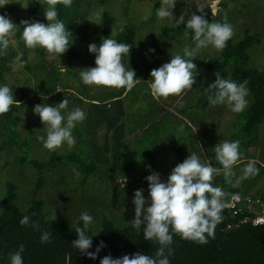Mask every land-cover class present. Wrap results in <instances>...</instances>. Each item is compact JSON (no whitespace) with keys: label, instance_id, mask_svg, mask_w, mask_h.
Listing matches in <instances>:
<instances>
[{"label":"trees","instance_id":"trees-1","mask_svg":"<svg viewBox=\"0 0 264 264\" xmlns=\"http://www.w3.org/2000/svg\"><path fill=\"white\" fill-rule=\"evenodd\" d=\"M89 1L91 9L81 5H88ZM119 1L75 0L71 7L66 8L63 4L57 7L58 18L72 33L69 43L74 41L61 55L66 73L59 67V57L50 56L47 62L48 53L43 48H26L19 31L13 37L18 49L10 46L7 53L0 56V84H8L13 89V99L17 100L8 113L0 115V162L3 159L0 168L7 167V172L0 176V187L3 188L0 195V264H9L8 254L16 251L21 243L24 245V264H100V259L106 255L118 258L137 252L155 256L158 243L145 240L143 225L140 229L134 228L132 217H128L125 211L131 210L134 205L135 190L144 188L143 191H148L145 177L151 173L145 168L150 169L155 164L150 160L149 149L155 150L159 157L162 151L158 150L157 144L163 138L171 147V170L190 152L197 153L202 163L208 161L213 167H221L213 150L220 137L214 134L207 139L211 146L207 149V156H203L199 137L206 143L205 133L198 135L193 129L199 126L202 116L211 115L208 112L210 109L213 112L215 106L208 103L206 89L215 81L217 72L237 83L247 81L248 106L237 113V120L225 139L239 141L240 163L234 166L230 182L226 181L222 171L212 180L213 185L220 187L224 194L221 219L213 230V236L208 237L205 233L207 243L199 244L174 234L169 260L170 264H264V223H254L257 217L264 216V189L254 190L264 175V163L257 162L258 172L255 175L242 181L239 179L242 176L240 169L252 160L249 149L264 145V141L260 140L264 126V69L254 63L253 57L254 50L263 42L261 34L253 31L250 24L232 25V39L207 61L211 77L206 76L205 70L200 71L191 90L180 96L157 99L153 98L149 89L151 70L166 63L164 56L170 62L172 55H183L179 48L184 44L193 46V34L183 24L153 26L148 32L150 40L145 42L135 25L121 28L112 16L118 10ZM131 1L123 0L126 14ZM237 1H222L217 14L212 13L208 4L204 5L200 9L201 15L210 22L229 23L249 7L243 4L238 9ZM259 2L264 9V0ZM43 3L47 9L48 0H43ZM28 4L32 7V0H28ZM14 7V4L4 5L0 8V15H13ZM93 9L103 10L95 30L100 43L102 38L110 37L130 47L129 57H123L122 63L126 69L139 72L136 78L140 81L129 91L106 86L95 89V85H85L81 81V70L75 64L76 60L89 58V55L81 56V51L85 49H82L81 43L87 35L88 19ZM39 20L47 23L44 17ZM31 51L36 53L35 61L27 57ZM17 55L25 61L22 71L28 75L21 84L10 82L7 78ZM94 61L95 58H89L88 65H84L94 67ZM74 79L76 84L69 83ZM32 81L34 84H31ZM186 96L191 97L187 100ZM179 98L186 100L183 105L179 104ZM64 99L68 103L63 112L80 108L86 119L72 130L76 138L72 147L64 145L61 154L51 151L43 156L39 145L41 141L37 139L42 132L33 135V130H30L31 134L23 137L18 132V123L21 119L31 120L35 105H55ZM217 113H220L219 109ZM33 118L37 122L40 120L38 115L39 120L35 115ZM213 123L214 119H211ZM214 125L216 129V122ZM100 130H104V139L98 144ZM131 134L135 138L129 140ZM35 142L38 143L35 145ZM143 156L146 159L142 162ZM26 167L30 169L31 176L24 175ZM168 175L161 179L166 180ZM119 178L125 180L124 185L116 182ZM26 181L31 185L30 194L21 191ZM50 189L58 194L57 199L47 194ZM69 197L70 201L80 202L81 206L74 203L76 208L93 216L94 223L88 232L93 246L89 251L94 252L100 241L105 244L95 260L72 245V241L77 239L75 228L83 225L79 221L81 213L75 214L67 206L65 210L61 207V203H65L63 200ZM233 197L239 200L231 202ZM61 198L60 205L53 207ZM229 203L231 206H226ZM54 212L56 220L52 218ZM116 214H119L117 219ZM25 215L30 217V224H39L38 230L19 224ZM44 231L51 234V243L40 242Z\"/></svg>","mask_w":264,"mask_h":264},{"label":"clouds","instance_id":"clouds-1","mask_svg":"<svg viewBox=\"0 0 264 264\" xmlns=\"http://www.w3.org/2000/svg\"><path fill=\"white\" fill-rule=\"evenodd\" d=\"M57 2L58 0H48L47 9L43 10L47 23L22 20L20 22L23 25L22 30L6 15H0V56L5 55L10 46H15L12 38L19 31L26 48H43L50 56L60 58L74 41L69 43L72 33L65 27L63 20L58 18ZM59 2L67 8L71 7L73 0H59ZM176 3L177 0H160V7L156 9L157 17L171 18ZM5 4H7L5 0H0V8H3ZM102 11L101 9L95 12L88 20L99 25ZM176 23L183 24L186 29L191 30L193 46L186 45L183 55H172L170 62L151 70L149 89L153 98L180 96L186 90H191L197 76L196 64L192 58L201 48L208 46L218 51L223 50L234 35L231 24L210 22L204 15L193 13L187 20L182 15ZM88 51L95 56V66L79 72L83 84L126 88L129 91L140 81L136 78L135 71L131 68L126 69L122 63L123 57H129L130 47L127 44L107 37L102 38L99 45L89 44ZM149 51L154 52V49ZM17 62L20 67L25 63L19 55L13 60L14 68ZM215 76V81L206 89L208 103L212 106L227 105L233 113L243 112L248 106L247 81L237 83L219 72L215 73ZM67 103L68 101L64 99L55 105L41 103L33 107V113L39 116L45 130V135L38 136L37 139L49 151H56L64 145L72 147L76 143L72 130L79 122L86 119V114L80 108L63 112ZM16 104L17 100L13 99V89L8 84H0V115L8 113ZM149 150L150 160H153L155 164L154 167L149 166L150 169L145 168L151 173L145 177L148 182V197L144 196L143 189L135 190L132 201L135 216L131 223L136 229H140L143 225L144 239L154 240L159 247L155 256L139 252L118 258L106 255L100 259V264H170L169 256L173 251L171 245L174 234L182 239L205 244L207 243L205 233L208 237H212L213 230L221 219L224 194L220 187L213 185L212 180L222 171L226 181L230 182L234 174V166L240 163L238 140L219 142L213 148L215 160L221 166L220 168L213 167L208 161L202 163L196 153L190 152L183 162L178 163L171 170L170 160L161 154L157 157L155 150L151 148ZM145 159L143 156L142 162ZM167 164L169 166L164 168L165 175L160 174L161 166L164 167ZM256 164L257 161L249 160L242 169V176L239 179L255 175L258 172ZM166 175H168L167 179L162 180L166 178ZM238 200L237 197H233L231 202ZM52 218L56 220L55 212ZM79 221H82L83 226L75 228L77 239L72 241V245L88 258L95 260L105 244L100 241L94 252L89 251L93 246L92 238L88 234L90 225L94 223L93 216L87 211H82ZM29 222L30 217L25 215L20 219L19 224L39 229L37 222H31V224ZM254 223L263 224L264 216L257 217ZM40 242L51 243V234L47 231L42 232ZM23 252L24 245L21 243L16 251L8 254L9 264H24Z\"/></svg>","mask_w":264,"mask_h":264},{"label":"rangeland","instance_id":"rangeland-1","mask_svg":"<svg viewBox=\"0 0 264 264\" xmlns=\"http://www.w3.org/2000/svg\"><path fill=\"white\" fill-rule=\"evenodd\" d=\"M75 0H73L74 3ZM224 0H209L207 2L201 1V0H191V1H187V0H177L176 6L173 9V16L171 18H158L156 15V9H158L160 7V0H132L129 5L128 8V16L126 14L125 8L123 5V0H120L118 3V10L115 11L112 16L114 17V19L116 20V22L120 25L121 28H125V27H129L132 24L136 26V30L137 32H139V36L144 38L145 42H148L150 40V36L148 34L149 29H152L153 26H164V25H174L177 24L176 20H178L182 15L186 18V17H191V15L194 13L196 15H201V7L204 5H209L210 9L212 11L213 14H217V12L219 11L220 8V4L221 2ZM5 2L7 4L5 5H12L14 4L15 7V13L12 14H8L7 17L10 18L15 24H17L21 29L23 28V25L20 24V22L22 20H28V21H40L39 18L44 17L41 16V14L43 13V10L45 9V5L43 3V0H32V7L29 6L28 4V0H5ZM81 2V0H80ZM261 2H259V0H238L236 2V8L241 9L243 4H247L249 7L246 9V11L243 14H239L235 17H233V20H230L229 24L231 25H238V27L240 25H249V27L255 31L261 34L262 36V40L263 42L258 45L256 47V49L253 52V57H254V63L259 67L264 69V9H261ZM62 4L59 2H57L56 4V8L59 7V5ZM81 5H83L86 8L91 9V3L89 1V4H83L81 3ZM117 6V5H116ZM48 7V5H47ZM199 9V10H198ZM249 9V10H248ZM97 11H100V9H93L91 10V16L90 19L92 18L93 14ZM131 17V18H129ZM132 21V22H131ZM97 28V24H95L94 22L89 21V27L87 28V35L85 37V40L81 43L82 45V57L85 54L86 56L89 55V58H95L94 54H90L88 51V45L91 43H96L97 45L100 44V40L99 37L97 36L95 30ZM171 28V27H169ZM235 29V28H234ZM157 34V32H156ZM154 34V35H156ZM177 37V36H174ZM13 39V38H12ZM14 40V39H13ZM147 45V43H145ZM186 45L184 44V46H181L179 48V50L181 51L180 53H183V49ZM15 48L18 49L16 42H15ZM191 47V46H190ZM216 49L213 48L212 46H208L206 48H201L195 55V57H193L192 59L194 60V63L196 64V70L197 73H199L200 71L205 70V74L207 77H211V71L207 69V61L209 60V58L211 56H213L216 53ZM141 53V52H140ZM142 53H145L144 51H142ZM35 52H28L27 57L30 61L35 59ZM141 55V54H140ZM145 55H147L145 53ZM158 55V54H156ZM50 57V55L48 54L46 56V61L49 62L50 60L48 59ZM137 59V56H135ZM88 59L84 60L82 58L83 61L80 60H76V64L75 67L78 65V67H76L78 70H82L85 68H88L89 66H87L88 64ZM166 58L164 56L163 61H166ZM60 64L59 67H61V71L63 73H66L65 68H63V56H61L60 58ZM58 59V60H59ZM35 61V60H34ZM137 62V61H136ZM87 64V65H84ZM23 67L19 66V62L17 63V66H15V68L12 66L9 71H8V80L10 82L13 83H19L21 84L22 82H24L27 78V73H23L22 71ZM136 74H138L139 72H135ZM216 77V76H215ZM69 83H74L76 84V80H70ZM31 84H34V82L32 81ZM101 86H95L94 88H100ZM60 89H62L61 87H59ZM126 93L123 95L125 96ZM191 96H186L185 98L188 100ZM248 99V97H247ZM179 104L183 105L185 103L183 98H179L178 99ZM125 106H127V103H124ZM83 107V106H82ZM85 108V107H83ZM219 109L220 113L215 114V112H217V110ZM86 110H88V108H86ZM172 111V110H171ZM211 113L210 116H205L200 119L199 121V126L198 127H193V129L196 131V134H201V133H205L203 134L206 143H203L202 138L199 137L200 140V146L202 147V154L203 156H207V149L209 146H211V143H207V139L209 137H211V135H217L220 137V142L225 141L226 137L231 133V130L233 128V124L234 122L237 120V113H233L230 108L227 105H216L213 108V112H211V109L208 111ZM214 113V115H213ZM35 115V118H37V115ZM33 115V117H34ZM31 118V120L29 119H21V121H19L18 123V132L19 134H21L23 137H27L29 134H31L30 130H33V135L34 134H40L42 132V136L45 135V130L43 129V125L41 123V121L37 118V120H39L38 122L34 119ZM211 119H214V123L216 122L217 128L215 129V125L214 123L211 124ZM126 120V119H125ZM32 123H35V125H32ZM79 122L77 125H80ZM31 125V127H30ZM30 131V132H29ZM103 134H104V130H100L98 132V136H97V143L101 144L103 142ZM206 135V137H205ZM202 136V137H203ZM128 138V135H126V139ZM133 138H135L134 134H131L129 136V140H132ZM76 139V138H75ZM261 141H264V126L262 129V133H261V137H260ZM40 142V141H39ZM38 142H35L34 144L36 145ZM215 144H217L215 142ZM40 151L42 152L43 156L48 155V153H51V151H48L47 149H45L41 142H40ZM67 146V145H65ZM64 146H62L60 149H57L56 152L58 154H61L60 151H62L61 149ZM157 148L158 150H161V152H159V154L163 155L167 160L172 159V153H171V147L169 145V143L163 139H161L159 141V144H157ZM18 152V151H17ZM18 154H21L20 152H18ZM197 154V153H196ZM248 154L252 157V160L255 161H262V163H264V145L260 144L258 145V147H252L249 149ZM198 156V154H197ZM199 158V156H198ZM3 164V159L0 162V165ZM169 164L165 165L164 167L161 166L160 168V174L165 175V170L164 168H168ZM243 169V168H242ZM240 169V170H242ZM7 172V167H2L0 168V176H3L5 173ZM24 175L27 176H31L32 173L30 171V169L28 167H26L24 169ZM242 181V179H241ZM117 183H119L121 186L125 184V180L124 179H117L116 180ZM27 184H25L24 186H21V191L24 192L25 194H30L31 192V185L29 184L28 181H26ZM260 185L255 186L254 190H260V189H264V175L262 177V179L260 180ZM3 188L0 187V195L3 193ZM144 189V188H142ZM49 196H53L56 197L57 199V195L56 193H54L53 190H49L48 191ZM54 194V195H52ZM143 194L145 197H148V191H143ZM55 199V200H56ZM70 197L67 200V198H65L63 200V198H61L59 201H57L53 207H56L58 205H60V202L63 200L65 201V203H61V207L65 210V207H68V210L70 212H73L75 214H80L83 210L76 208L74 206V203L78 206L79 205V201L78 203L75 201H70ZM77 199V198H75ZM150 203V201H149ZM125 214L128 217H132V220L134 219L133 216H135V211H134V205H132V209L131 210H127L125 211ZM119 216V214L115 215V219H117Z\"/></svg>","mask_w":264,"mask_h":264}]
</instances>
